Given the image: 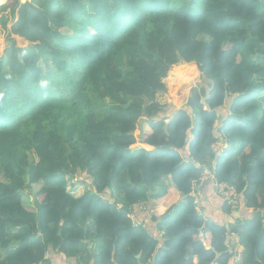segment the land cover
Instances as JSON below:
<instances>
[{"label":"trees","instance_id":"1","mask_svg":"<svg viewBox=\"0 0 264 264\" xmlns=\"http://www.w3.org/2000/svg\"><path fill=\"white\" fill-rule=\"evenodd\" d=\"M175 1L1 4L0 264H264V0ZM195 58L202 83L160 105L171 66ZM205 167L249 217L198 212ZM170 190L181 208L150 217L158 234L135 222Z\"/></svg>","mask_w":264,"mask_h":264},{"label":"crops","instance_id":"2","mask_svg":"<svg viewBox=\"0 0 264 264\" xmlns=\"http://www.w3.org/2000/svg\"><path fill=\"white\" fill-rule=\"evenodd\" d=\"M222 113L224 114V110ZM212 149L218 152L217 156L219 158L222 154V146L218 144V148L212 146ZM211 163L214 164V162ZM204 169H208V167H205ZM201 176L202 177L200 178V183L195 185L191 195H194L196 191H199L197 209L199 213L204 215L205 219H210L216 223H219L220 225H227L230 222H233L234 218L236 217H249V215L252 213L251 209H248L244 206H238V208L232 210L231 213L224 209L222 207V197L216 191L213 183L210 180L206 179L204 173ZM175 197L176 196L174 195L173 191L170 190L168 195H165V197L163 198L153 199L151 201L139 204L135 209V222H140L145 228H147L148 231H151L154 234H158V231H156V223L151 220L150 217L152 215L156 217L162 216L171 207H169V204H167V202H171V200L173 199L175 200V203L173 204L175 206L172 205L173 207L171 208H173V210L181 208L180 205L182 196L180 195L179 198ZM229 236L235 237L236 242L238 243V238L235 234L230 233L227 235V238ZM238 246L240 245L238 244ZM47 257L49 258L51 264H76L73 258L64 257L54 252H49Z\"/></svg>","mask_w":264,"mask_h":264},{"label":"rangeland","instance_id":"3","mask_svg":"<svg viewBox=\"0 0 264 264\" xmlns=\"http://www.w3.org/2000/svg\"><path fill=\"white\" fill-rule=\"evenodd\" d=\"M3 3H0V55H2L3 50L5 47L9 45V42L6 40L7 35V28L11 26L12 20H11V13L9 10H1V4H4L6 0H3ZM30 0H19V2H25ZM173 1V5H177L178 2L175 0ZM8 19V22L6 24L7 28L2 27V18ZM16 40V45L19 47H25L27 45V42L19 37H14ZM197 59H193L190 62H180L176 65L171 66L169 69L167 76L163 79L166 90L164 92H159L156 94V101L160 105L164 106H171L174 108H180L184 106L186 102V98L190 92V89L194 87L195 85L202 83V80L200 79V72L197 69L196 65ZM95 117H102V113H96ZM139 129L137 128L135 130V135L138 136ZM207 169L203 170L204 171ZM202 173V174H203ZM42 182L39 184L32 185L30 189H26L23 191V203L28 208H32L33 200H34V193L39 188ZM70 183L73 184V180L70 181ZM221 194V193H220ZM199 197V195H198ZM197 197V198H198ZM40 197L38 198V200ZM231 208H234L237 206V200L235 199L234 202L230 204ZM202 234H200L201 236ZM227 241L231 248L235 252H239L241 250V246H238L236 242V238L229 236L227 238ZM239 256V255H237Z\"/></svg>","mask_w":264,"mask_h":264},{"label":"built area","instance_id":"4","mask_svg":"<svg viewBox=\"0 0 264 264\" xmlns=\"http://www.w3.org/2000/svg\"><path fill=\"white\" fill-rule=\"evenodd\" d=\"M204 174H205V177H206V179L207 180H210V181H212L213 183H214V185H216V186H218V192L219 193H221V195L222 196H228L229 195V192H227L226 190H225V184L224 183H216L215 181H214V174H213V172L211 171V169H207V170H205L204 171ZM202 177V176H201ZM200 177V178H201ZM203 182V181H202ZM201 182V183H202ZM232 191H234V189H233V187H231L230 188ZM198 195H199V191H196L195 193H194V195H192V196H194V198H195V202L196 203H198ZM236 199V197H233V198H231V199H229L228 200V203L229 204H231L232 202H234V200ZM237 200V199H236ZM237 204H238V202H237ZM237 208V206L236 207H234V208H231L232 210H234V209H236ZM236 244L238 245V243L236 242ZM237 258H238V256H237Z\"/></svg>","mask_w":264,"mask_h":264},{"label":"water","instance_id":"5","mask_svg":"<svg viewBox=\"0 0 264 264\" xmlns=\"http://www.w3.org/2000/svg\"><path fill=\"white\" fill-rule=\"evenodd\" d=\"M148 193H151V190H149ZM92 256H94V254H92ZM136 257H139V255H137Z\"/></svg>","mask_w":264,"mask_h":264},{"label":"clouds","instance_id":"6","mask_svg":"<svg viewBox=\"0 0 264 264\" xmlns=\"http://www.w3.org/2000/svg\"><path fill=\"white\" fill-rule=\"evenodd\" d=\"M214 165V164H213ZM209 169V168H208Z\"/></svg>","mask_w":264,"mask_h":264}]
</instances>
